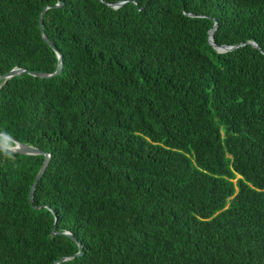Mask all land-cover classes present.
I'll use <instances>...</instances> for the list:
<instances>
[{
  "label": "trees",
  "instance_id": "16d2710c",
  "mask_svg": "<svg viewBox=\"0 0 264 264\" xmlns=\"http://www.w3.org/2000/svg\"><path fill=\"white\" fill-rule=\"evenodd\" d=\"M62 1L0 0V133L51 155L32 204L0 148V264H264V0Z\"/></svg>",
  "mask_w": 264,
  "mask_h": 264
},
{
  "label": "water",
  "instance_id": "95a60500",
  "mask_svg": "<svg viewBox=\"0 0 264 264\" xmlns=\"http://www.w3.org/2000/svg\"><path fill=\"white\" fill-rule=\"evenodd\" d=\"M124 4V2H121L117 5H111L114 9H118L120 8L122 5ZM64 6V2L62 0H58V3L53 6L54 8H62ZM49 8H46L43 13L41 14V18H40V23H41V31H42V34H43V38L44 40L48 43L49 46H51L53 48V50L58 54V57H59V66H58V69L55 73H42V72H29L30 75L34 76V77H38V78H52L54 76H57L61 73L62 69H63V56L60 54V52L58 51L57 47L54 45V43L48 38V36L44 33V23H43V18H44V15L46 13V11L48 10ZM192 16V15H190ZM218 24L216 23L215 26H214V29L211 30L210 32V44L216 49L217 52L219 53H227V52H230V51H233L235 49H238L242 46H244V44L242 45H237V46H229V45H223V46H219L215 43L214 41V32L217 28ZM253 47L255 48H260L258 46V44L255 42V41H250L249 42ZM27 71L25 69H21V68H15L13 69L12 71H10L9 73L5 74V75H0V85L1 84H5L7 81H9L10 79H12L13 77L15 76H19L21 74H24L26 73ZM0 89H1V86H0ZM0 136H3V137H6L8 139H10L11 141H13L15 143V146L12 147V148H7V147H4L2 145H0V148L1 149H4V150H7L11 153H19V154H22V155H44L46 158H45V161H44V164L43 166L41 167L36 179H35V182L31 188V192H30V202L33 204L34 203V193H35V190L39 184V182L42 180L49 164H50V160H51V155L40 150L39 148H36V147H33V146H30V145H27V144H23L19 141H17L16 139H14L13 137H10V136H7L5 134H2L0 133ZM53 234H58L57 232H54ZM69 237H71L73 240L76 241V238L71 234V233H68L67 234ZM79 245V252L73 257V258H76V257H81L84 255V247L81 243H78ZM66 260H69V259H61L59 261H57L55 264H60L61 262L63 261H66Z\"/></svg>",
  "mask_w": 264,
  "mask_h": 264
}]
</instances>
